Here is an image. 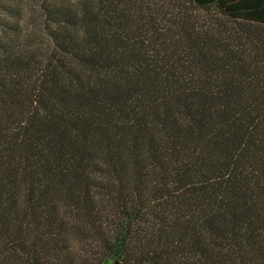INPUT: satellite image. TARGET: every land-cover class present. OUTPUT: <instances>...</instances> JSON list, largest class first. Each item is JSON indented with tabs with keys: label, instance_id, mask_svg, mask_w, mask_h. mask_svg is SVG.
Here are the masks:
<instances>
[{
	"label": "trees",
	"instance_id": "16d2710c",
	"mask_svg": "<svg viewBox=\"0 0 264 264\" xmlns=\"http://www.w3.org/2000/svg\"><path fill=\"white\" fill-rule=\"evenodd\" d=\"M264 264V0H0V264Z\"/></svg>",
	"mask_w": 264,
	"mask_h": 264
},
{
	"label": "rangeland",
	"instance_id": "374dc122",
	"mask_svg": "<svg viewBox=\"0 0 264 264\" xmlns=\"http://www.w3.org/2000/svg\"><path fill=\"white\" fill-rule=\"evenodd\" d=\"M105 264H111L110 262H106Z\"/></svg>",
	"mask_w": 264,
	"mask_h": 264
}]
</instances>
